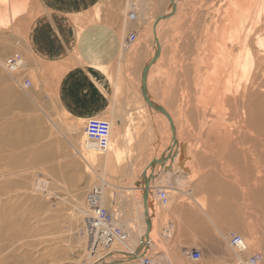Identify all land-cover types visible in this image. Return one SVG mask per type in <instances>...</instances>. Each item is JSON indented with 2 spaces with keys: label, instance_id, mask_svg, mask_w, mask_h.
Listing matches in <instances>:
<instances>
[{
  "label": "rangeland",
  "instance_id": "rangeland-1",
  "mask_svg": "<svg viewBox=\"0 0 264 264\" xmlns=\"http://www.w3.org/2000/svg\"><path fill=\"white\" fill-rule=\"evenodd\" d=\"M217 1L186 0L179 7V10L172 15L171 20L163 22L161 25L162 40L159 62L151 70L149 90L152 93V98L155 97L154 100L159 101L162 107L169 109L176 120L179 136L182 143L185 144V156L187 159L184 162V166L189 169V173L182 171V175L184 174L188 181L186 183H184L185 180L183 181V194L175 192L174 183L169 186L168 184H162L163 187H166H164V190L168 197V202L173 196L176 197L173 198V202L170 201L166 206H158V209L161 211L159 224H157L158 239H160V242L164 241L165 239L163 238V240L160 234H166L165 237L168 238L169 236V240H165V244L169 246L171 251L175 248L173 246L174 239L171 234H173V225L177 222L175 214L181 210L185 213V218L182 219L188 223V228H190L187 231L189 232L187 233V237L193 232L191 225L195 226V228L197 227V232H199V224L205 218L202 213H199L200 208L198 205H201L202 207L204 206V212L206 210L208 213L212 211L213 215L218 216V218L214 219L218 220V224H221L225 230H230L233 222L240 223L242 221L240 223L242 228L235 231L232 230L231 234L227 237L228 243L229 239L233 236L239 239L240 244L235 249H237V253L242 258L239 260L232 250L223 246L224 243L216 241L210 233L206 232V235L200 236L199 234L198 240L192 239L196 243H190V237L183 241L184 243H188L189 246L191 245L190 249L200 250L202 256L200 263L186 260L187 263L184 264L207 263L209 257L202 251V247L206 248L207 246H211L227 254L223 258L227 262L216 261L217 263L214 262V264H251L249 258L254 255H258L255 264H264V221H260L259 223L256 218L257 213L264 214V211H261L263 202H259L262 198L264 200V179L258 182V188L253 185L255 180L259 179L258 177L262 174V171L259 164H256L253 160V148L247 153L248 138H239V136L236 137L235 135L229 136L227 128V135L224 136L225 134L222 132L225 131V128L221 129L218 123L215 121L212 123L213 120L207 122L201 116L203 115L202 113L201 115L199 114L200 112L197 113L195 100L187 104L186 97L181 99L183 98L181 89L184 90L186 86V83H183V79H180L182 81H179L180 83L178 82L177 84H175L177 81L173 84L171 82L174 74L176 75L174 71H178L179 69L177 68V64L179 63H184L186 66L187 73L184 76V78L186 77V82L188 79L189 83H191L199 74L202 77L208 73L207 70H204V72L200 71V65H206V57H208L210 52V41H208L207 35L209 31H214L211 27L215 23L213 21L217 18L220 11L216 7ZM21 3H25V11L27 3L29 6L28 10L20 17V21L16 22L15 25L13 24L12 28L16 32L15 37L13 35L14 32L12 33L13 30L11 31V28H8L5 30L7 40H4L5 35L2 34L3 30L0 27V36L3 38L0 37V40L2 39L0 52L3 50V42L8 41L9 38L13 41L11 42L12 46L16 42L22 44L24 42L23 39L25 40L29 16L32 15V0H22ZM164 3L158 5L160 8L155 5L158 9H151L150 14H153L154 18L150 22L145 21L143 23L139 34L136 36L139 42L137 40L134 41V45L131 47L134 48L132 49L134 51L144 47L148 60L150 59L149 55L155 50H151L150 44L153 22L157 19L155 17L165 13L168 0ZM5 7L7 8L6 2H0V8L6 9ZM129 10L134 11L137 15L134 22L138 21L141 23V11L135 7H130ZM22 36L23 38H21ZM18 45L11 47L10 51H6L7 53L3 55L2 61L9 55L11 58L19 55L21 56L20 59H23V53L19 51ZM127 54L129 55L131 52H127ZM201 55H204L202 56L203 58ZM11 58H8V60ZM1 69L2 67L0 66V264H85L88 256L86 249L84 252L75 250V245L78 239L84 236L87 237L86 222L84 221L85 218L82 220L73 215L74 204L77 199L82 201V204L86 202L85 204L88 206L87 200L90 191L94 188L93 186L97 185L99 188L101 184L91 179L93 176L91 170L86 171V165L76 156L75 151L64 137L56 133L55 130H53V133L51 132V135L49 134L50 123L43 117L38 107L28 101L26 93L36 94V98L39 97L41 101H37L38 105L42 104L43 107H46L47 111L49 110L51 106L50 102H48L49 98L55 100L54 82L53 80H49L51 79V73H48L50 76L47 77V72L44 70H40L39 72L34 71L33 74L31 69H23L22 74L15 75L17 81L20 82L17 84ZM31 73L33 75L40 74L37 79L38 82H33ZM177 76H175L176 79ZM25 79L31 82V88L24 89L23 91L21 87H23L22 84ZM178 104H180L179 109L177 107ZM194 107L196 108L194 109ZM184 112L188 113L184 114ZM50 113V116H53L54 112ZM65 119L67 120V118ZM108 122L112 125L114 133L111 131V135L115 136L116 147H119L118 141L121 135L118 132V136H116L113 120H109ZM161 122L162 126L165 127L167 125L164 124L162 119ZM84 125L85 123L82 128ZM226 125L225 127H228ZM80 131L82 132L81 129ZM236 138L239 139L236 140ZM254 164L256 167H254ZM135 167L131 168L134 169ZM177 170L179 171V169ZM109 171L112 170L109 169ZM10 172H13L14 175L8 177ZM51 178L59 181V184L55 183L54 186L52 184V194L33 192L32 184L43 179H46L50 183ZM135 178L137 179L135 180ZM131 180L139 182L140 177L134 175V177L123 180L124 182L116 177H112L111 181L109 179L114 185H121L123 183L122 186L128 185L129 187L137 188L134 184H131ZM110 182L107 187L110 190V197L112 199L111 202L109 201L110 199L108 202H105L104 206H107L104 208L110 212L117 209L115 210V217L118 218L116 223L123 224L126 222V217L119 204V198H125L128 194L126 193V189L123 192V188L122 192L121 188L116 192L111 188ZM245 191H247L246 194ZM147 203L148 208L151 207L152 204ZM170 211H173V213H170ZM119 214L120 216H118ZM155 240L156 235L155 239L153 238L154 243L156 242ZM208 241H210L209 244H207ZM64 244L68 249L65 248ZM60 246H63L61 256L58 254L55 257H51L50 253L52 250ZM86 246L89 249L88 243ZM98 247L102 248L103 246L100 245ZM88 251L93 254L94 250L89 249ZM111 251L115 252L117 250ZM152 252L153 250L150 249L147 257L154 259L157 264L158 257L161 254L167 253L166 256L171 257L168 250L159 248L154 257L151 256ZM173 253L176 252L173 251ZM164 261L165 259H163Z\"/></svg>",
  "mask_w": 264,
  "mask_h": 264
},
{
  "label": "bare ground",
  "instance_id": "bare-ground-1",
  "mask_svg": "<svg viewBox=\"0 0 264 264\" xmlns=\"http://www.w3.org/2000/svg\"><path fill=\"white\" fill-rule=\"evenodd\" d=\"M185 1L186 0H168V3H166L167 7L165 10V13L163 15H159V16L155 17L157 19L159 17H162V16L167 17V15L170 14V12H172L171 15L169 17H167L166 19L159 20L156 27H155V37H156V40L158 42L159 47L161 46V40H162V38H161V25H162V23L166 22L168 20H171L172 15H174L175 12L177 10H179V7L181 5H183L185 3ZM4 2H6V1H4ZM164 2H165L164 0H127L126 1V8L129 9L130 7H135L136 9L141 11V13H140L141 23H139L138 21L134 22V20L137 17V15L134 11H131V12H133L135 14V19L133 21H130L129 19H127L125 22L128 24H129V22H131V23L133 22L135 25H137V28L139 29L140 26H143V23H145V21L150 22L151 19L154 18L153 14L152 15L150 14L151 9L153 10L154 8H157V7L160 8L158 5H160ZM6 4H7V8L5 7L6 9L0 8V27L3 30L2 34L5 35L4 40H7V37H6L7 34L5 33V30H7L8 28L9 29L11 28L10 30L11 31L13 30L12 31V33H13L14 29L12 27H13L14 21L25 11V3H21L19 0L14 2V3H7L6 2ZM155 5L157 7H155ZM164 5H165V3H164ZM216 7L220 11H219V14L217 15V18L213 21L215 23L212 24L213 26L211 27L212 30H214V31L213 32L209 31V34L207 35V39H208V41H210V43H209L210 52H209L208 57L205 56L206 57V62H205L206 65H200V71L202 70L204 72V70H207L208 73L206 75H203L202 77H200V74H199V76L191 83H189V81L187 79V82L189 83V86H188V83L185 80L186 77L184 78V76L187 73L186 66L184 65V63H179V64L176 63L178 66L177 68H179V69H178V71L173 70L174 73L176 72V75L174 74V78L172 79L171 82L173 84L177 81L175 83V84H177L180 81V79H183V83L185 82L186 86H185L184 90H182L180 87V89L182 91V96H183V98H181V99H184L186 97L187 104H190L191 102H193L195 100V103L197 105L196 107L198 109L196 107H194V109L196 108L197 113L200 112L199 113L200 115L202 113L203 115H201V116H203L204 120H207V122L213 120L212 123L215 121L216 123H218L221 126V129L225 128V131L222 132L223 134H225L224 136L227 135L226 134V128H227L229 136L235 135L236 137L239 136V138H243V137L248 138L250 144L248 143V145H247V149H246L247 153L250 152L251 148H253V151H254L253 152L254 154H252L253 160L255 161L256 164H259V166L261 167V171H262V174H260V176L258 177L259 179H256L255 183L253 184L254 186H256L258 188V182H261L264 179V0H218L216 3ZM126 11H125V15H127ZM158 14H159V12H158ZM126 23H125V26H126ZM125 28L126 27H124L122 34L125 33ZM151 31H152L151 32L152 36H151L150 44H151V50H152V49H156V43L154 42L153 29ZM15 34H16V32L13 33L14 37H15ZM0 37L2 38V36H0ZM10 37H11V35H10ZM18 38H19V36H18ZM21 38H23V36ZM2 39L0 40V43H1ZM11 40L9 38L8 41L3 42V45H2L3 50L1 49L2 52H0V66L2 67L1 70H3V72H5V74L8 77L13 79L17 84H19L20 82L17 81V79L15 78V75L19 74V73L22 74V72H23L22 70L29 68V66H28V62L26 59V55L23 56L24 60L20 59L19 61H21V62L15 63L14 65H12L10 63V61L8 63V58H11V56L6 57L5 60L2 61L3 55H5L7 53L6 51H8V50L10 51L11 47H15V45L19 44L18 42H16L15 45L13 44V46H12L11 42H13V41H11ZM23 41H25V40L23 39ZM22 44L24 45V42ZM22 44L18 45V49L21 52L24 50V48H23L24 46L21 47ZM127 52H131V51H129V50L125 51L124 48H122L120 59L125 58V57L127 59V57L129 56L127 54ZM153 54H154V52L149 55L150 59L152 58ZM131 55H134V52H131ZM202 56H204V55H201V57ZM135 59H137V58L135 57ZM137 60H139V59H137ZM180 60H181V58H180ZM174 61H173V63H174ZM158 62H159V57L157 58L155 63L153 65H151V67L149 68V71L147 74L146 86H147V92H148L149 98H151L153 101H155L159 105H162L161 103H159V101L157 102L156 100H154L155 97L152 98V95H151L152 93H150V90H149V88H150L149 87V77L151 74V70L153 69L154 66H156V64ZM198 66H197V68H198ZM125 67H126V63H125ZM174 67H175V65H174ZM30 69H32V73L34 71L36 72V69L32 68V66H30ZM136 70H137V68H136ZM32 73H31V76L33 78V82L36 83L40 74L33 75L34 73L33 74ZM171 74H172V72H171ZM194 75H195V73H194ZM175 76H177V79L175 78ZM122 78L118 77L117 80L120 82V79H122ZM130 79H129V81H130ZM119 82H116V84H115V98H117L118 93H119V88H120ZM18 86L20 87V85H18ZM44 90L46 91V89H44ZM123 90H124V88H123ZM23 91H24V89H23ZM123 93H125V92L123 91ZM35 95L36 94L26 93L28 101L31 102V104H33L34 106L38 107V109L41 112V114L43 115V117L50 123L49 125H51V127L49 128V130H50L49 134L51 135V132L53 133V130H55L56 133H59L60 136L64 137L65 140L70 144V146L75 151L76 156L78 158H80L83 161V163L86 165V167H87L86 171L91 170V172L93 174L91 179L93 181L96 180L101 184L99 188L97 185L93 186V187L98 188L100 190V194H101L100 205L102 207L107 206V205L106 206H104V205H105V202H108L109 199H110L109 201L111 202L112 198L110 197V190L107 187V185H109V182L111 181L112 177H116L117 179L122 180V181L125 178L127 179L129 177H134V175L136 177H140L139 173H141V172L131 168V167H135V165H131L130 171L127 170L125 172L126 174L124 177L120 176V174L111 175L110 173L107 172V168L110 166V164H114L117 167H122V166H126V165L128 166L127 163H129L130 161L132 162L133 159L136 157V156L131 154L132 150L127 149V147L124 149L123 148H121V149L116 148L115 136L111 135V131H112V125L111 124H109L110 125V133H109L108 148L106 151L100 152L95 146H93L92 143H89L87 141L85 135L83 134V128H82V126L84 124L83 121L82 122H72V121L66 120L63 112H61V110H59L57 102L55 100H53V98L51 99L49 97H48L49 98L48 102H50L51 106L49 107V110L47 111L45 106L43 107L42 104L38 105L37 101L38 100H39V102H41V101H40L39 97L36 98ZM46 95H48V94H46ZM139 96H140V94H139ZM175 103H176V101H175ZM180 103H182V102L180 101ZM137 104L140 105L139 107L138 106L137 107H138V109L141 110V113L143 115L144 110H146L145 108L148 109V107L145 104V102L143 101L141 96H140V99H138ZM144 104H145V106H143ZM182 105L184 106V104H182ZM193 105H191V106H193ZM177 107L179 109L180 104H178ZM164 109L168 112V115L171 117V120L173 122V125L175 128V138H176L177 142L178 143L182 142L181 138L179 136V132L177 130L176 120L172 116V113H171V111H169V109H167V108H164ZM194 109H193V111H195ZM190 111L192 112V110H190ZM50 112H54L53 116H50L51 115ZM180 112H181V110H180ZM186 113H188V112H186ZM186 113L184 112V114H186ZM144 115H146V113H144ZM177 115H179V114H177ZM163 118H165V116ZM188 118H189V116H188ZM194 118H196V116H194ZM165 120L168 121L166 118H165ZM64 121H66V122H64ZM85 123H86V121H85ZM166 123L169 124L168 122H166ZM205 123H204V125H205ZM226 124H228V125H226ZM225 125L228 127H225ZM201 128H203V127H201ZM80 129L82 130V132L80 131ZM221 131H223V130H221ZM221 134H219V135H221ZM223 134H222V136H223ZM123 137H125V138H123ZM122 138H123L122 140H126V138H129V127L126 129L125 133L122 135ZM239 138H236V140H238ZM131 140L133 141V139H131ZM128 141H130V139H128ZM128 143H131V141ZM128 143H126V144H128ZM250 154H249V156H250ZM177 157H178V154H177L176 158H174V160H173L170 171H166V172L164 171L163 176L158 175L157 177L154 178L158 182V185L156 184L154 189H151V190L149 189V191H148L147 202H149L152 205H151V207L147 208V214L146 215H144V208L142 205V189H141L142 187L141 186L139 188H134V187H129L128 185H126V188H127L126 193L128 194V196L125 198H121L118 195V193H116L117 196L120 197L119 198V204L121 205L122 211L125 213L124 216L126 217V220H125L126 222H124L123 224L122 223H118V224L116 223L118 221V218L115 217V210H117V209L113 210L111 213H112L113 218L115 220V222H114L115 225L122 228L123 231L126 233V235H127L126 246L128 248H130V250L135 248L139 244L140 239H142L146 235V230H147L146 221H149V223H150V231L146 237V239L148 241V246H147L146 251H144L146 253V255H149L150 248L154 247L157 243L158 236H159L157 233L158 232L157 224H159V219H160L159 216L161 215V211L158 209V206L159 205L160 206H166L167 204H169L170 201L173 202V198L176 197V196H173L171 198V200L168 202V197L166 195L167 202L165 205H161L159 202V199L157 197V189L162 187L164 190L166 187L164 186L165 187L164 188L163 185H167L169 183H171L173 185V183H174L175 192H178V193L180 192V194H183L182 193L183 192L182 187H183V181H184L185 175L183 174L184 175L183 176L182 171L177 170L178 169L176 166ZM85 165H84V167H85ZM254 167H256L255 164H254ZM153 172L157 173L158 171L154 170ZM148 173H151L149 171V169L147 170V174ZM12 175H14V173L10 172L8 177H11ZM148 175H150V174H148ZM159 177L161 179H159ZM109 179H110V181H109ZM136 179L137 178H135V180ZM135 182L131 180L132 185ZM55 183L59 184V181H57L53 178H51L50 183L46 179L40 180L37 183L32 184L33 192H35V193L36 192H39V193H43V192L46 193L47 192L48 195L52 194V191H53L52 187L54 186ZM52 184H53V186H52ZM122 184L123 183H121V185H114L113 183L110 182L111 188L113 190H115L116 192L122 186ZM152 186H154V185H152ZM260 188H261V186H260ZM168 189H170V188L168 187ZM168 189H166V191H168ZM246 192L247 191H245V194H246ZM138 194H139V196H138ZM140 194H141V197H140ZM262 199L259 200V202H263V205L261 206V211H264V200H262ZM76 200H75V204H74L75 209L73 210L74 211L73 215L79 217L82 220H84V218H85L84 221L86 222V218L89 217V213H90L89 209L87 208V205L85 204L86 202L82 204L81 203L82 201H80V200L76 201ZM152 201H154V202L152 203ZM195 203L198 205L197 202H195ZM198 207L200 208V211H201V212L199 211V213H202L204 215L205 218L204 217L203 218L205 220L203 219L202 222L199 224V226H200L199 232H197V227L195 228V226L191 225V230L193 232L191 235L189 234L190 237H193L195 240L196 239L198 240L199 234H200V236H202V235H206V232H208L211 234V236L213 238H215L216 241L224 243L223 246H225V248L227 247L229 250H232L234 252L235 256L237 258H239V260H240L242 257L240 258V255L237 253V251H236L237 249H235V247L230 246V244L227 241V237L231 234L232 230L235 231L237 229L242 228L241 224H240V223H242V221L240 223L235 222L236 224L233 222L230 230H225L221 224H218V220L214 219V218H218V216L216 217L215 215H213L212 211L210 213H208L206 209H205L206 210L205 211L206 213H205L204 209H203L204 206L202 207L201 205H198ZM180 212L175 215V217H177V222H175V224L173 225V227H174L173 228V234H171L172 236L175 235L173 237V239H174L173 246L175 247L174 249H178V250H175L174 252H176V253H173V251H171L169 249H165V250H168V252H170L171 257L166 256L167 253L161 254L158 257V264H184V263H187L186 260H189L190 262H194V263H200L201 262V258L198 261H192L191 260V258L189 256V253L191 251V250H189L190 249L189 247H191V245L189 246L188 243L183 245L181 243V241H178V236H181L183 233H185V235L187 236V233H189L187 231H188V229H190V228H188V225H187L188 223L182 219V218H185V216H184L185 213H183V211L181 213ZM121 215H122V213H121ZM118 216H120V214ZM197 216H198V214H197ZM256 218L258 219V222L260 223V221L261 222L264 221L263 220L264 214H260V212H259V213H257ZM234 221H236V220H234ZM231 223H232V221H231ZM243 229H244V227H243ZM170 233H172V232H170ZM71 235H72V233H71ZM155 235H156L157 240H155L156 242L154 243L153 238L155 239ZM163 237L166 240H169L168 239L169 236H168V238H166L165 236H163ZM143 240H142V242H143ZM195 240H194V242L196 243ZM149 241H150V243H149ZM248 241H250V240H248ZM209 242L210 241H208V243L207 242L206 243L209 244ZM215 242H214V244H215ZM244 242H245V240H244ZM257 242H255V243H257ZM87 243H88L87 237L84 236L83 238L78 239V242L75 245V248H76L75 250H79V251L84 252L86 249L88 256H87V261L85 262V264H93V263H95L94 260L96 258H98V257L101 258L110 252H112V253L108 254V255H110V257H107V259H106L108 263L112 262L113 260H116L119 262H122V260H124L123 259V252H125V248H124V244H122L120 242H114L112 244H109V246H106V247L103 246L102 248L98 247L93 251V254H91L90 251H88L90 248L87 249V246H86ZM216 244H217V242H216ZM111 245H112V249H111ZM64 246H65V244H64ZM65 248L68 249V247H66V246H65ZM103 248H104L106 253L103 252L104 251ZM209 248H211V246H209ZM111 250H117V251L114 252ZM118 251H120V252H118ZM62 253H63V246H60V247L53 249L52 252L50 253V255H51V257H55L58 254H60V256H61ZM156 254H157V249H154L151 256L154 257ZM150 259L154 262V264H157V262L154 259H152V258H150ZM163 259H165L164 262H163ZM26 262H27V260H26ZM135 262H136L135 260L132 261V263H135ZM212 264H214V263H212Z\"/></svg>",
  "mask_w": 264,
  "mask_h": 264
},
{
  "label": "crops",
  "instance_id": "crops-1",
  "mask_svg": "<svg viewBox=\"0 0 264 264\" xmlns=\"http://www.w3.org/2000/svg\"><path fill=\"white\" fill-rule=\"evenodd\" d=\"M4 1L14 3L18 0H0V2ZM126 1L32 0V15L29 16L26 37L24 34V45L21 46H24L22 55H26L29 69L32 66L36 72L44 70L47 72V77L50 76L48 73H51L49 80L54 82L55 101L68 121H83L85 123L89 119L113 120L116 136H118V132L122 136L129 127V138L122 140L125 137L120 136L119 147L116 148L127 147L136 157L132 162L127 163L128 166L117 167L110 164L107 168V172L111 175L120 174L123 177L127 170L130 171V165H135L134 170L137 169L142 173L154 158L158 159L172 144L170 125L166 123L168 122L165 120L166 117L163 118L164 115L148 106V109L144 110L146 115L144 113L142 115L141 110L138 109L140 106L137 104L138 95L140 94L142 97L140 91L141 71L149 60L144 47L133 51L134 48L131 47L134 42H127L131 34L136 38L141 26L138 29L133 22V24L125 22L129 19L131 12L126 8ZM164 1L166 2V0ZM28 6L27 3L26 11ZM26 11L14 21V25L20 21V17ZM125 11L127 15H125ZM124 27H126L125 33L122 34ZM122 48L125 51L134 52L135 55L129 54L127 59L126 57L120 59ZM118 77H123V80L120 79L119 82ZM116 82L120 84L117 98H115ZM150 100L156 103L151 98ZM161 119L164 124H167L165 127L162 126ZM112 133L114 132L112 131ZM128 139L131 143H128L130 142ZM168 165L169 161L155 165L154 170L158 172H153L151 175L150 190L154 189L156 184L158 185L154 178L158 175L163 176L164 168H167ZM159 179L161 178L159 177ZM184 180V183L188 182L186 178ZM120 188L121 192L122 188L123 192L127 189L126 185ZM165 235L160 234L162 239ZM188 236L190 237V235ZM189 237L183 233L178 236V241L185 245L187 243L183 241ZM192 239L193 237H190V242L193 244ZM165 240L160 242L158 239L156 248L154 246L150 249L171 250L165 244ZM202 248L205 255L209 257V261L204 264L217 263L216 261L227 262L226 259H223L227 255L226 252L223 253L216 248H209V246ZM175 250L178 249L172 251ZM194 250L200 252L198 249Z\"/></svg>",
  "mask_w": 264,
  "mask_h": 264
},
{
  "label": "built area",
  "instance_id": "built-area-1",
  "mask_svg": "<svg viewBox=\"0 0 264 264\" xmlns=\"http://www.w3.org/2000/svg\"><path fill=\"white\" fill-rule=\"evenodd\" d=\"M135 14L133 12L129 13V20H134ZM135 36L131 34L127 39L128 43L134 42ZM126 42V43H127ZM19 55H15L14 58L8 60V63L14 65L15 63H20ZM23 89H29L31 86V82L28 79H25L22 84ZM109 133H110V125L106 120L101 119H89L86 121L83 127V134L85 135L87 141L92 143L100 152H104L108 148L109 144ZM100 190L98 188H92L88 195V209L90 211L89 217L86 218V235L88 239L89 248L93 251L99 245L101 246H109L114 242H120L124 244L125 252H123V261L119 264H154V262L147 257L146 253L144 255L145 248L148 246V241L140 239L139 244L136 248L130 250L126 246L127 243V235L123 231L122 228L115 225V220L113 218L112 213L106 208L100 205ZM157 197L161 205H165L167 202L166 193L162 188H159L157 191ZM143 240V242H142ZM145 243V244H144ZM230 246L238 247L239 239L233 236L229 240ZM142 246L141 255L134 259L136 262L132 263L134 260H127L128 255L134 254L135 250ZM108 256V255H107ZM103 256L101 258H96L93 264H100L101 262H107L106 257ZM189 256L192 261H198L201 258V254L199 251L192 250L189 253ZM258 255H254L249 258L251 264H255L257 262Z\"/></svg>",
  "mask_w": 264,
  "mask_h": 264
},
{
  "label": "water",
  "instance_id": "water-1",
  "mask_svg": "<svg viewBox=\"0 0 264 264\" xmlns=\"http://www.w3.org/2000/svg\"><path fill=\"white\" fill-rule=\"evenodd\" d=\"M172 12H170V14L167 15V17H169L171 15ZM167 17H159L158 19H156V21L153 24V35H154V42L156 43V49L154 51V54L152 56L151 59H149V61L144 65L142 71H141V79H140V91H141V95L143 100L145 101V103L147 104V106L151 109H153L156 112L161 113L162 115H164L170 125V130H171V140H172V144L170 146V148H168L166 150V152L164 154H162L158 159L154 158L147 166L146 170H144L141 175H140V181L139 182H135L134 185L135 187L139 188L140 186L142 187V205L144 208V215L147 214V208H148V191L150 188V182H151V175L153 174V171L155 169V165H159L162 164L164 162L169 161V165L167 166V168H164V171H170L171 170V164L173 163L174 158H176L177 154V163L176 166L179 170L185 172V173H189V169L187 167L184 166V162L187 159L185 156V144H183L182 142H177L176 138H175V128L173 125V122L171 120V117L168 115V113L165 111L164 108H162L160 105H157L156 103L151 102L148 92H147V87H146V80H147V74L149 71V68L151 67V65H153L155 63V61L157 60V58L159 57V53H160V47L158 45V42L156 40L155 37V27L158 23L159 20H164ZM150 169L151 174L147 175V170ZM146 226H147V230H146V235L142 238L144 240H147L146 237L150 231V223L149 221H146ZM147 248H145L146 251ZM141 250H142V246H140L138 249L135 250L134 254L132 255H128V261L129 260H134L136 259L138 256L141 255ZM107 257H110V255H108ZM106 257V259H107ZM105 259V260H106ZM121 262L113 260L112 262L108 263V262H101L100 264H119Z\"/></svg>",
  "mask_w": 264,
  "mask_h": 264
}]
</instances>
